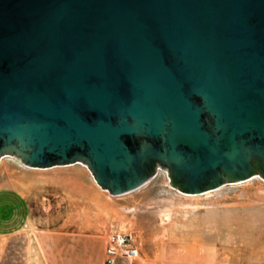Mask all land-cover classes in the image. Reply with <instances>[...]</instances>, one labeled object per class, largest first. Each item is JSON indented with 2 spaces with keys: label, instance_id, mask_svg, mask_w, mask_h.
I'll use <instances>...</instances> for the list:
<instances>
[{
  "label": "water",
  "instance_id": "water-1",
  "mask_svg": "<svg viewBox=\"0 0 264 264\" xmlns=\"http://www.w3.org/2000/svg\"><path fill=\"white\" fill-rule=\"evenodd\" d=\"M118 196L264 178V0H0V158Z\"/></svg>",
  "mask_w": 264,
  "mask_h": 264
},
{
  "label": "rangeland",
  "instance_id": "rangeland-1",
  "mask_svg": "<svg viewBox=\"0 0 264 264\" xmlns=\"http://www.w3.org/2000/svg\"><path fill=\"white\" fill-rule=\"evenodd\" d=\"M15 158L6 155L0 162V201H16L11 187L19 186L24 204L20 203L18 211L0 210V264H51L52 249L64 237L47 233L50 211L45 207V190L27 189L26 181L17 176L22 171ZM26 170L30 169H24V174ZM117 200L134 208L132 216L141 220L139 226L123 224L120 228L134 234L144 263L219 264L224 252L233 260V249L241 258L244 248L252 255L246 259L264 264L262 176L187 194L173 186L168 169L160 167L142 186ZM91 260L94 263L96 257Z\"/></svg>",
  "mask_w": 264,
  "mask_h": 264
},
{
  "label": "crops",
  "instance_id": "crops-1",
  "mask_svg": "<svg viewBox=\"0 0 264 264\" xmlns=\"http://www.w3.org/2000/svg\"><path fill=\"white\" fill-rule=\"evenodd\" d=\"M5 157L2 156L0 162ZM15 159L18 171H22L17 176L26 181L27 189L45 190V207L48 206L50 211L47 233L53 237H64L52 249L51 264H104L109 232L123 231L134 236L126 228H120L123 224L139 226L140 218L131 214L134 208L119 202L117 199L121 195H112L101 188L85 164L75 162L39 168L27 166L18 158ZM24 169L30 170L24 174ZM18 189L19 186L11 187L17 194V200L3 199L0 201V210L22 209L20 203L24 204L23 195ZM24 201L27 202L26 199ZM234 250L236 258L229 260L224 252L219 264H256L245 258L252 257L250 251L245 253V249L241 248V258H238V250ZM92 257H96L94 263L93 260L89 261ZM57 259L58 262H54Z\"/></svg>",
  "mask_w": 264,
  "mask_h": 264
},
{
  "label": "built area",
  "instance_id": "built-area-1",
  "mask_svg": "<svg viewBox=\"0 0 264 264\" xmlns=\"http://www.w3.org/2000/svg\"><path fill=\"white\" fill-rule=\"evenodd\" d=\"M104 264H145L134 236L123 231L109 232Z\"/></svg>",
  "mask_w": 264,
  "mask_h": 264
},
{
  "label": "flooded vegetation",
  "instance_id": "flooded-vegetation-1",
  "mask_svg": "<svg viewBox=\"0 0 264 264\" xmlns=\"http://www.w3.org/2000/svg\"><path fill=\"white\" fill-rule=\"evenodd\" d=\"M156 167L160 168V167H162V165L159 164L158 162H156L155 165H154V168H156Z\"/></svg>",
  "mask_w": 264,
  "mask_h": 264
}]
</instances>
